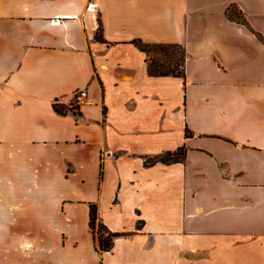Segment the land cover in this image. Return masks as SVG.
Listing matches in <instances>:
<instances>
[{"label": "crops", "instance_id": "1", "mask_svg": "<svg viewBox=\"0 0 264 264\" xmlns=\"http://www.w3.org/2000/svg\"><path fill=\"white\" fill-rule=\"evenodd\" d=\"M0 264H264V0H0Z\"/></svg>", "mask_w": 264, "mask_h": 264}, {"label": "trees", "instance_id": "2", "mask_svg": "<svg viewBox=\"0 0 264 264\" xmlns=\"http://www.w3.org/2000/svg\"><path fill=\"white\" fill-rule=\"evenodd\" d=\"M238 10V9H237ZM226 13L228 16L239 22L248 24L246 17L242 11L238 10L232 12L229 8ZM97 35L100 39H103L102 26L100 25L97 31ZM134 43L147 54L148 71L151 75H179L185 76V61H186V49L181 43L171 42H145L141 39L134 40ZM54 108L60 113H66L68 107L64 104L54 103ZM187 134L190 131L187 130ZM185 147L181 146L174 151H166L155 158H150L147 162L162 161H182L185 157ZM90 226L96 238H98L99 246L101 250H111L114 246L115 238L120 234L108 229V227L99 220L98 211L95 204H91L90 207ZM97 226L99 229H97ZM103 231H106L105 235Z\"/></svg>", "mask_w": 264, "mask_h": 264}, {"label": "built area", "instance_id": "3", "mask_svg": "<svg viewBox=\"0 0 264 264\" xmlns=\"http://www.w3.org/2000/svg\"><path fill=\"white\" fill-rule=\"evenodd\" d=\"M87 95V91L86 90H78L76 91V93L74 94V101L75 103L79 104L85 101Z\"/></svg>", "mask_w": 264, "mask_h": 264}, {"label": "rangeland", "instance_id": "4", "mask_svg": "<svg viewBox=\"0 0 264 264\" xmlns=\"http://www.w3.org/2000/svg\"><path fill=\"white\" fill-rule=\"evenodd\" d=\"M230 10H231L232 12L238 11L237 8H235V7H232ZM97 229H99L98 226H97ZM103 233H104L105 235L107 234L106 231H103Z\"/></svg>", "mask_w": 264, "mask_h": 264}]
</instances>
